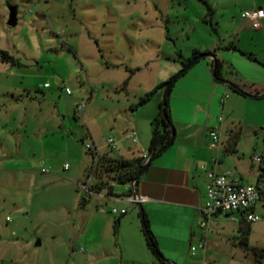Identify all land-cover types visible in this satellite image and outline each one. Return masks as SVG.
<instances>
[{"label":"rangeland","instance_id":"1","mask_svg":"<svg viewBox=\"0 0 264 264\" xmlns=\"http://www.w3.org/2000/svg\"><path fill=\"white\" fill-rule=\"evenodd\" d=\"M10 6L18 9L15 27L8 25ZM260 6L264 0H0V49L17 60L0 57V264H121L113 204L97 207L98 197L83 187L97 164L87 145L100 155L119 154L108 140L118 143L119 133L129 132L133 106L157 79L169 81L196 48L213 42L217 51L230 50L224 52L230 62L223 79H236L250 95L230 85L224 107L219 100L209 105L206 84L194 79L206 57L173 84L171 114L175 105L183 120L216 123L223 117L227 127L241 129L237 150L223 153V170L235 173L238 159L246 170L264 147V97L255 93L264 82V21L259 30L249 28L242 14ZM164 89L136 110L157 115ZM79 105H85L82 119ZM142 118L139 128H152L149 147L153 126ZM136 133L141 144L143 134ZM241 180L256 181L249 174ZM111 184L121 196L130 190L127 183ZM124 203L127 237L134 244L140 234L143 252L155 264L140 207ZM101 207L111 219L109 231L98 215ZM257 214L261 219L245 228L228 216L213 217L195 236L186 222L178 223L165 229L159 247L174 264H264L254 252L264 250L262 208ZM89 215L95 217L89 221ZM244 230L247 237L240 235ZM201 242L206 250L193 255L191 246Z\"/></svg>","mask_w":264,"mask_h":264},{"label":"crops","instance_id":"2","mask_svg":"<svg viewBox=\"0 0 264 264\" xmlns=\"http://www.w3.org/2000/svg\"><path fill=\"white\" fill-rule=\"evenodd\" d=\"M262 20L264 21V18H262ZM247 23V27L249 28L257 30L262 28H254L249 20H247ZM243 32L244 31H242V33ZM240 41L238 43H233L232 46L237 47L240 44ZM218 48H220V46L213 42L209 47L204 49L196 48V50L204 53H216L217 58L223 62L224 73L225 70L227 71L225 68L228 66V62H230L227 61V55H225L224 52L230 50L225 49V51H217ZM213 63L214 60L210 58V60L204 64L202 71L195 74L194 79H196L197 82L199 81L202 85L206 84V88L209 90V105H212L215 101H220L224 107L227 96L226 98H223V95L227 92L230 84L217 81L214 78ZM228 77L232 82L236 83V79L230 77L229 75ZM158 83L159 79L152 84L151 89ZM258 86V90H256L255 93L264 92V82L260 83ZM176 101L178 100L176 99ZM172 108V119L176 130L174 142L167 150L154 158L148 170L140 178L136 189L138 194L145 199L142 202V206L150 220V227L156 235L158 242L164 237L163 233L166 228H175L177 224L181 222H186L188 229L192 232V235H196V228L200 225L202 220L200 208L204 204L207 194V186L209 183L207 171L212 167V159L214 156H218L219 164L217 168L219 171H224L223 166L225 165L224 162H226V160L224 161L222 159L223 153L228 155L234 154V151H230L228 149L229 134L233 131V129L226 126L223 122L224 118L221 120L222 117H220L216 123H212L207 119H205L202 123H194L186 119L183 120L181 116L178 117V115H176L177 110L175 109V105ZM140 109L135 110L136 112L134 111L133 120L130 123V126L127 127L129 132H126L125 129H123L122 133H119L117 143L119 154H112L113 156L124 157L127 159L147 156V140H149L148 138L152 134V128L150 129V132L149 130H145L143 132L141 128H139L140 120L143 117V120H146V122L148 120V123L150 122L151 124L156 113H154L153 110L144 112L145 110ZM211 128H218L222 134L223 144L218 150H213L210 147L209 130ZM136 132H141L143 134V141L141 144L137 142ZM235 164L237 166L235 168L236 174H234L240 179H244V177L248 174L255 177V180L257 179V169L253 165L252 159L250 163H246V170L242 168L245 165L243 159L236 160ZM130 187H132V185H130ZM124 202L128 201L123 198L113 200L107 197L102 199L98 197L97 207L101 204L111 206L112 203V207L116 206L119 209H127ZM98 215L106 220V229L109 231V221L111 222V219L105 217V213ZM124 215L115 216L114 221L120 219L121 225H119L120 228L117 235L114 234V223L111 222L113 236L116 239V242L121 244V252L117 248L115 256H120L121 264L124 262L126 263V260L127 262L131 261V264H154L152 258H147L146 252H143L142 237L140 234L135 232L134 236V244L137 245V248L133 243H131L130 238L127 237L125 228H123L124 223H121V218ZM94 217L95 216L93 215H89L88 220L90 221ZM90 245L93 246L94 242H90ZM93 250H95V253H91V255L97 254L99 248ZM102 252L111 260L114 258L111 257L114 256L111 250L105 249V251Z\"/></svg>","mask_w":264,"mask_h":264},{"label":"built area","instance_id":"3","mask_svg":"<svg viewBox=\"0 0 264 264\" xmlns=\"http://www.w3.org/2000/svg\"><path fill=\"white\" fill-rule=\"evenodd\" d=\"M242 17L249 20L254 28H261V20L264 18V8L256 7L252 10L245 11ZM71 90L68 89V94ZM85 110V105L78 106V113L81 119ZM223 117L221 118V120ZM210 147L218 150L222 146V134L218 128L209 130ZM108 143L111 148H117V142L110 138ZM88 149L94 150L91 145H87ZM94 151H98L97 148ZM253 165L257 169V179L253 183H245L232 171H219L218 156L212 159V167L207 171L209 183L207 186V194L204 204L200 208L202 220L200 226L206 229L211 223V219L217 216H228L233 222L253 223L261 219L257 214V208H262L264 212V147L261 151L255 152L252 157ZM68 166H66L67 168ZM93 176L88 178V182L83 184L87 194L113 200L125 199L130 203H142L145 199L140 195L127 194L123 196L107 195L105 192L90 191L88 184L92 182ZM132 187L134 185L132 184ZM100 212L106 213L101 207ZM110 212L114 215H124L127 209H119L116 206L111 207ZM206 250L205 242H201L198 246H191V252L196 255L199 251Z\"/></svg>","mask_w":264,"mask_h":264},{"label":"trees","instance_id":"4","mask_svg":"<svg viewBox=\"0 0 264 264\" xmlns=\"http://www.w3.org/2000/svg\"><path fill=\"white\" fill-rule=\"evenodd\" d=\"M198 54H201V52L196 50L194 51L193 56L195 57ZM0 57L3 61L17 63L16 58L13 55H11L8 51L0 49ZM192 57L183 61L184 67L192 59ZM213 68H214V63H213ZM223 69H224L223 62L217 58L216 69L214 71V78L217 81L223 79ZM172 78L173 77H171L170 80ZM127 82L128 80L125 81V84ZM167 83L168 81L160 83L150 91L146 92L139 99V101L133 106V109L136 110L149 103L160 90H163L166 87ZM231 87L235 91L243 95H250L244 92L243 90H241L240 87L235 83H232ZM256 95H258L257 97H264V94L260 95L259 92H257ZM152 126H153V136L151 139V143L148 147L147 156H139L132 159H127L124 157L113 156L110 153H105L100 155L98 151H94L90 149L94 158H96L97 161L96 166L90 169L88 174V178L91 175H94L93 176L94 182L92 180L89 188L90 191L105 192L107 195L121 196L120 194L115 193L114 187L111 184V182L113 181V182L127 183L129 185H132V182L134 181L139 171L147 161L148 157L156 155L161 148H163L170 142L173 134V128H175L170 110V98H168L165 103L161 102L160 111L156 115V117L152 120ZM241 133H242L241 129L235 131L233 130L230 132L229 140H228V149L230 151L235 152L237 150L238 144L241 140V135H242ZM139 180L140 179L137 180L134 187H130V190L127 192V194H132L134 190L137 189ZM140 215L142 216V224H143L144 233L146 235L147 246L151 251L152 255L154 256L156 264H174L169 259H167L166 256H164V254L162 253L159 247L158 239L150 227V220L147 217L145 211L144 212L141 211ZM250 224L251 223L243 222V221L240 223L242 228H245L246 226L249 227ZM119 225H120V219L115 220L114 222L115 235L118 234ZM247 234L248 233L246 232V230L240 232V235L242 237H247ZM254 252L256 259L259 261V263H261V260L264 258V250L255 249Z\"/></svg>","mask_w":264,"mask_h":264},{"label":"water","instance_id":"5","mask_svg":"<svg viewBox=\"0 0 264 264\" xmlns=\"http://www.w3.org/2000/svg\"><path fill=\"white\" fill-rule=\"evenodd\" d=\"M17 10H18L17 6H10V16L8 19V25L11 27H15L18 24V12H17ZM206 57L212 58L214 60V68H213V73H214V71L216 69V64H217V54L214 52H205V53H201V54L196 55L187 63V65L182 70H180L175 76H173V78L171 80L168 81V83L164 89L163 100H162L163 103H165L166 100L170 97L172 87H173V84L175 83V81L177 79H179L183 74H185L189 69H191L198 61H200L201 59L206 58ZM220 81L228 83L230 85L232 84V82L225 80V79H220ZM164 113H165V111H164ZM175 135H176V130H175V128H173V134H172V138H171L170 142L166 146L161 148L157 152L156 155H158V154H160V153H162L168 149V147L174 142ZM156 155L148 157L147 161L145 162V164L143 165V167L139 171L138 175L136 176V178L132 182V184L134 186H135L137 180L140 179L145 174V172L148 170V168L150 167V165H151L152 161L154 160V158L156 157ZM134 193L136 195H139L136 189L134 190ZM138 206L140 207L141 211L144 212V208L142 206V203H139ZM39 244H40V242H39Z\"/></svg>","mask_w":264,"mask_h":264}]
</instances>
